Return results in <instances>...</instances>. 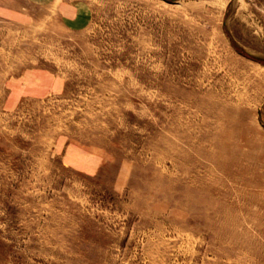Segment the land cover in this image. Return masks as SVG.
Here are the masks:
<instances>
[{"label": "rangeland", "instance_id": "obj_1", "mask_svg": "<svg viewBox=\"0 0 264 264\" xmlns=\"http://www.w3.org/2000/svg\"><path fill=\"white\" fill-rule=\"evenodd\" d=\"M0 0V264H264V0Z\"/></svg>", "mask_w": 264, "mask_h": 264}, {"label": "crops", "instance_id": "obj_2", "mask_svg": "<svg viewBox=\"0 0 264 264\" xmlns=\"http://www.w3.org/2000/svg\"><path fill=\"white\" fill-rule=\"evenodd\" d=\"M34 5L54 7L56 12L71 24H85L89 21L90 7L84 0H28Z\"/></svg>", "mask_w": 264, "mask_h": 264}, {"label": "trees", "instance_id": "obj_3", "mask_svg": "<svg viewBox=\"0 0 264 264\" xmlns=\"http://www.w3.org/2000/svg\"><path fill=\"white\" fill-rule=\"evenodd\" d=\"M262 62H264V61H262Z\"/></svg>", "mask_w": 264, "mask_h": 264}]
</instances>
